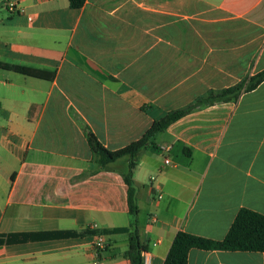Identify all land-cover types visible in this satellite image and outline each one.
Segmentation results:
<instances>
[{"label": "crops", "instance_id": "1", "mask_svg": "<svg viewBox=\"0 0 264 264\" xmlns=\"http://www.w3.org/2000/svg\"><path fill=\"white\" fill-rule=\"evenodd\" d=\"M5 1L0 63L52 78L0 69V236L77 235L0 244V264H129L127 234L111 231L129 224L128 157L97 169L87 133L121 149L264 70V0H19L17 14ZM152 143L133 172L143 264H162L177 231L218 241L240 209L264 216V81ZM187 264H264V253L191 249Z\"/></svg>", "mask_w": 264, "mask_h": 264}, {"label": "trees", "instance_id": "2", "mask_svg": "<svg viewBox=\"0 0 264 264\" xmlns=\"http://www.w3.org/2000/svg\"><path fill=\"white\" fill-rule=\"evenodd\" d=\"M67 1L71 9H80L85 3V0ZM0 69L12 71L31 78L44 80H50L52 78L51 74L22 66L0 63ZM263 81L264 70L245 78L232 87L218 91H209L205 97L196 99L190 105L182 109L170 111L163 118L155 121L140 139L115 151L104 148L93 134L87 133V145L93 155V160L97 165V169H104L108 164L122 157H128L127 171L122 175V179L127 187L126 200L129 224L127 227L114 228L111 231L113 233L127 234V250L124 255L129 261V264H143V254L146 252L145 246L140 243L138 238L136 222L138 208L136 204V189L133 181V172L137 165L140 152L153 146L152 138L155 134L164 131L170 124L177 121L194 108L200 105L236 102L241 95L254 90ZM75 235L77 234L74 232H57L38 235L9 234L0 236V244L21 243L37 238H65ZM191 249L264 253V216L245 208L240 209L224 238L218 241L188 234L183 231H177L162 264H187V255Z\"/></svg>", "mask_w": 264, "mask_h": 264}, {"label": "built area", "instance_id": "3", "mask_svg": "<svg viewBox=\"0 0 264 264\" xmlns=\"http://www.w3.org/2000/svg\"><path fill=\"white\" fill-rule=\"evenodd\" d=\"M4 4H5V8L7 9V11L10 14H13V13L17 14V13L22 11V9L19 7V0H6ZM168 150H169V147H162L161 148V151H163V152H167ZM164 163L165 164H169L168 158L164 159ZM93 227H95V225H93ZM93 246L96 249H103L104 248L105 241L102 238V236L97 235V236L94 237Z\"/></svg>", "mask_w": 264, "mask_h": 264}, {"label": "rangeland", "instance_id": "4", "mask_svg": "<svg viewBox=\"0 0 264 264\" xmlns=\"http://www.w3.org/2000/svg\"><path fill=\"white\" fill-rule=\"evenodd\" d=\"M0 92H1V90H0ZM5 122H6L5 119H0V126L5 125Z\"/></svg>", "mask_w": 264, "mask_h": 264}]
</instances>
